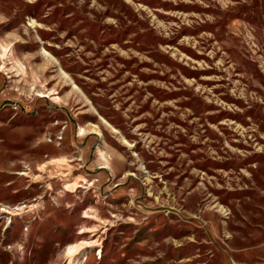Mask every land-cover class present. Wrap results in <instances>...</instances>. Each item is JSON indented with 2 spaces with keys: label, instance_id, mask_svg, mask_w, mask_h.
Returning <instances> with one entry per match:
<instances>
[{
  "label": "rangeland",
  "instance_id": "obj_1",
  "mask_svg": "<svg viewBox=\"0 0 264 264\" xmlns=\"http://www.w3.org/2000/svg\"><path fill=\"white\" fill-rule=\"evenodd\" d=\"M0 54V264H264V0H0Z\"/></svg>",
  "mask_w": 264,
  "mask_h": 264
},
{
  "label": "bare ground",
  "instance_id": "obj_2",
  "mask_svg": "<svg viewBox=\"0 0 264 264\" xmlns=\"http://www.w3.org/2000/svg\"><path fill=\"white\" fill-rule=\"evenodd\" d=\"M0 58L2 60V62L0 64V73L8 76L9 74H11V71H12L11 69L12 68L7 66V63H6L5 59H4V55L3 54H0ZM38 96L41 97V95H38ZM22 208H23L22 206H18V207H15V208H9V210H7L6 208H2V211L13 214L14 213L13 211L21 210ZM77 251H78V246H73V247L69 248V253H71V254H74Z\"/></svg>",
  "mask_w": 264,
  "mask_h": 264
}]
</instances>
